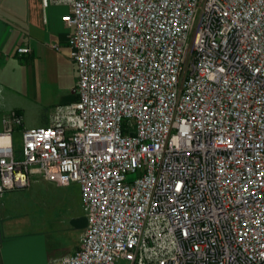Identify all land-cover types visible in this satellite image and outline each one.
<instances>
[{"label": "built area", "instance_id": "2783aa9c", "mask_svg": "<svg viewBox=\"0 0 264 264\" xmlns=\"http://www.w3.org/2000/svg\"><path fill=\"white\" fill-rule=\"evenodd\" d=\"M42 4L68 8L77 99L2 114L0 197L79 186L87 226L49 264H264V0Z\"/></svg>", "mask_w": 264, "mask_h": 264}, {"label": "crops", "instance_id": "0c3cea01", "mask_svg": "<svg viewBox=\"0 0 264 264\" xmlns=\"http://www.w3.org/2000/svg\"><path fill=\"white\" fill-rule=\"evenodd\" d=\"M67 11L63 5L44 7L42 0H0V129L3 113L20 112L12 106L18 94H27L47 108L55 101L65 105L77 99L63 95L61 88L71 87L70 81L76 86L77 79L68 43L71 28L62 20ZM21 47L29 51L19 52ZM55 88L61 91L53 98ZM34 195L57 197L62 205L59 215L46 207L39 215L31 214L32 208H26L23 200ZM83 216L76 183L58 186L35 177L27 189L4 193L0 197V264H49L73 253L84 228L71 221Z\"/></svg>", "mask_w": 264, "mask_h": 264}, {"label": "rangeland", "instance_id": "374dc122", "mask_svg": "<svg viewBox=\"0 0 264 264\" xmlns=\"http://www.w3.org/2000/svg\"><path fill=\"white\" fill-rule=\"evenodd\" d=\"M74 85V87H72ZM70 86L71 87H65L66 89L64 90L62 88V94L67 95V96H75L76 94L74 93L75 90V84L70 81ZM61 88L59 89H54L53 95L56 98V96L60 93ZM60 90V91H59ZM18 98H16L15 101H13L12 106L15 108H18L20 113L23 116V127L24 128H32V127H45L40 126V122L44 120L50 121V114L53 112L54 108L56 106H59L58 102L55 101V105L47 108L44 103L41 101H35L34 99L29 98L27 94H18ZM15 102V103H14ZM60 105H64L61 103ZM21 133L19 131H15L13 138H14V143H15V159H21V156L19 154V146H20V141H21ZM134 178V175H129V180H132ZM23 205L27 208L31 207L32 212L31 214L39 215L41 211H43V208H48L49 211H53L54 209V214L59 215L61 212V203L58 201L57 197H47L45 195H34V196H29L26 197V199L23 200Z\"/></svg>", "mask_w": 264, "mask_h": 264}, {"label": "water", "instance_id": "95a60500", "mask_svg": "<svg viewBox=\"0 0 264 264\" xmlns=\"http://www.w3.org/2000/svg\"><path fill=\"white\" fill-rule=\"evenodd\" d=\"M71 223L76 227L85 228L87 226V219L85 216H83L79 219L72 220Z\"/></svg>", "mask_w": 264, "mask_h": 264}]
</instances>
